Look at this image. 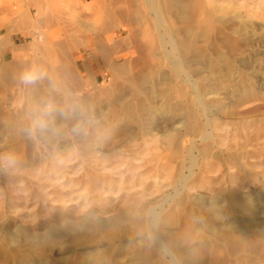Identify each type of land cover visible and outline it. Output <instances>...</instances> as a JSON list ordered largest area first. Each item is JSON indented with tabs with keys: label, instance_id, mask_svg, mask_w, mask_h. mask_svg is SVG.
Instances as JSON below:
<instances>
[{
	"label": "rangeland",
	"instance_id": "1",
	"mask_svg": "<svg viewBox=\"0 0 264 264\" xmlns=\"http://www.w3.org/2000/svg\"><path fill=\"white\" fill-rule=\"evenodd\" d=\"M101 1L102 0H0V104L6 99L5 89L9 86L11 87V85H13L12 82H19L18 79L10 78L13 77V73L11 72L12 68L21 70L22 68L24 69L25 67L32 65H45V61H47L46 66L48 65L47 67L51 68L53 64L56 66V62L53 63L54 58H57L58 60L59 57L63 60L64 58H67V56H65L66 54L62 55L61 53L54 51L55 48L50 50L51 47H55L53 45L54 43L51 44L48 41L44 42L41 38L39 39V32L49 34L54 31L55 27H52L50 25L51 23L48 21L53 19L54 21L55 19L56 21L59 20L60 26H64H61V28L65 31H68L71 29L70 27L74 28L75 26L76 28L79 27V29H81L79 34L85 36V31H88V34L86 35L91 36L89 30L93 29L92 32L94 34L95 26L92 25L94 23L90 22L91 18L85 14L84 10L87 6L98 8V3ZM107 1L109 2V0ZM209 2L206 3V9L207 11L209 10L208 13L211 20H213L212 22H214V28L217 29L218 27V29H221L224 32V40L229 39L231 46L235 48L231 49L225 46L223 44L224 42H222L223 39H219V36H216L217 39L216 37H212V39H214L212 41H215V43L219 42L218 45H221L223 48L222 51L226 53L223 52L224 56L231 55L234 52V55H232L233 59H231L232 56L230 55L228 57L226 56L232 61L235 60L236 64L233 62V69L235 71H232L233 74L230 76L232 77L233 75V78H229V80L226 81L225 88L227 86H230L229 88H231L237 85L243 87L241 88L240 86L241 92H238V94L242 93L240 96L238 94H233V97L230 95L231 97H227L225 100L220 98V101L218 102L221 103L217 106L214 105L211 108L212 118L209 122L210 127H207L208 129H206L207 120L206 114L203 113L204 110L201 107L194 105L196 111H199H197L199 118L197 119L198 122L206 129L205 131L209 133L212 132V135L214 134V138L208 141L210 142L208 144L209 147H212L210 149L215 150L212 151V154L218 157L220 161H217L218 158L216 157L212 158V160L215 159V161L213 160L214 162L217 161L216 163L219 165V168L221 167L220 169L218 168V177L213 178V175L211 174H202L198 167H194V169L192 168L193 170L189 169L191 168V161L189 162L190 158H187V149L188 147L191 148L190 142L192 143V141H196V145L199 146L206 144L205 142L201 143L200 141H197L195 138L198 137L194 138L192 135H188L187 137L185 136L182 138L181 135H183L182 133L184 132L181 131V135H178L177 138L178 140L180 139L179 141L182 140L183 143H180L181 148L184 151L182 150L183 154L181 153L180 158H176V155H173L176 146L169 148L165 142L167 131L170 128L172 129V127H169L171 125L172 115H169L170 117L164 116V119L166 120H164L162 116L159 117L160 119L157 117V119L152 122V125L150 124L152 127L149 125L142 129L137 123L136 125L133 124V126L132 124L129 126L126 125L127 127L125 126L124 128L123 125H120V118L115 119L114 122V119L111 116H108L111 115V109L106 106V101L108 99L105 95L107 91H111L116 87L115 82H118L120 78H111L107 73L106 67L103 64H99V61L94 57L91 51L84 47L80 48V45H77L79 49L76 48V46L74 47L76 50L72 48L73 50L71 49V52L69 53L71 55H69V58L72 57L70 58L71 61L73 57L77 59V65L74 67L75 64L72 62V66L74 67L73 69H77L75 72L79 76V80L81 79L83 81L80 80L81 84L85 82L84 85H86V89H82L85 86L81 85L80 94L82 95L79 94V97H75V99L77 98L76 100L73 99V104H76L78 108L83 105L81 106V108L83 107V110L80 111V108L76 113L78 115L75 114L76 120H79L82 115L91 116L93 118L96 117L94 118L95 123H93L95 128H92L93 126H91L85 139H81L82 135H77L78 138L81 137L80 142H78L79 140L77 137L73 136L74 134H72V132H69L73 126L63 128V134L55 136V142L46 140L48 136L45 137L46 139H39L40 141H37L39 143L37 145L38 147L36 146V148L34 146L31 150V153L34 151L33 154L35 153L37 156L42 152L41 155L43 156L39 155L37 157L39 162L33 159L34 161H37L38 164H36L37 162L32 163L33 160L31 161V158L28 157L27 161H29V163H27L26 160L23 161L24 165L25 161L27 164L24 166L25 169L21 170L19 167L15 168L17 167V164L11 174L14 178H23L24 184L25 181H27L26 183H28V181L29 183L33 182L34 179L36 180V177L41 176L37 174L39 169L42 171V167L44 168V166L47 165L43 170L44 172L49 165L48 163L55 158L53 152L55 149H60L58 148L59 144H62V142L58 140L61 139L62 141H68L71 139L69 143L70 146L73 142L76 146L74 144H72L74 147L69 146V149L67 148L69 152L67 151L66 153H68V155L75 152L80 153V159L69 164L78 170L80 168L82 171L80 170L79 173H83V170L89 173L92 169V171H95L99 176H106L107 183H104V187H102L104 185L103 183L98 184L96 189L94 188V191L90 190V184H77V186H73V188H68L73 191V193L70 191L71 195L69 190L65 189L64 191L67 193H64V195H68L69 199H74V201L72 200V203L70 202L65 205L69 206V208L61 204L54 205V203H51L50 205V203H37L38 201L35 198L31 199V197H27V194H21L20 192L12 194L13 199H15L12 200V204L9 206V197L5 193L8 187L11 188V185L6 186L7 180H5V178L11 174L7 171V164L0 162V264H169L168 259L162 256L160 252L161 243L164 242L163 244L168 247L165 243L166 236H171L173 240H175L173 241L175 247L173 246V249L168 247L169 249L174 252H180L185 255L188 260L190 259V262L188 263L187 261L185 264H264V223L262 222L264 220V65H261L264 64V0H209ZM28 15L33 22H31V24L33 25L35 23L34 26L32 27L31 24V26L19 25V28H16L18 30V32H16L17 34L13 33L12 25L17 24V22ZM38 19H42L40 25H38L40 27L36 26V20ZM82 22H85V28L80 26L84 25ZM216 23H218V25ZM220 23L223 24V27ZM224 23L225 25H228L224 27ZM88 26H92V28H88ZM38 29L42 30L38 31ZM225 30H227L228 33ZM65 31L62 30V39H65ZM229 31L233 33H229ZM233 34L237 36L235 37ZM238 51H241L242 53H239ZM236 52L238 53L237 55H235ZM57 54L61 55L58 57ZM17 58H20L21 61L15 64ZM86 59L88 61H86ZM84 60L85 62H83ZM43 61L44 63L40 64ZM86 62L89 63L87 64ZM4 65L9 66L6 67V69H3ZM86 66H88L90 70ZM78 69L80 70L78 71ZM222 71V73L226 72L224 69H222ZM239 75L242 76L240 77ZM237 78L239 80H237ZM245 79H247L246 82ZM88 81L91 83H88ZM240 81H243L242 83L244 84ZM60 83V80H53L49 89L53 93H56L55 96L57 97L58 102L63 103H61V105H67L65 104L66 95H64V87H62L63 85L61 86ZM38 84H40V82L36 85ZM24 89H26V87H23V90ZM61 89L63 93L61 92ZM83 90H86V94ZM245 90L246 92H243ZM218 91L223 94L226 92L225 90H223V92L222 88H219ZM3 93H5V95ZM99 94L103 95L100 97ZM1 95H4L3 97L5 99ZM16 95L17 93H14L9 99L16 97ZM91 97L94 99H91ZM88 100L90 103H86ZM76 101H81L83 104ZM104 101L105 103H103ZM84 102L86 104H84ZM18 103H21V105L13 103L15 104L14 110L13 105L10 107V111L14 114L13 116H16L19 110H22L29 104V102L27 104L26 101L25 103L24 101ZM16 104L18 105L17 107ZM29 105H32V103ZM84 106L88 109L84 108ZM89 106L92 107L90 108ZM191 107L193 108V106ZM15 108H18L19 110L15 111ZM89 109H91V111ZM106 110L109 112L108 115L106 114ZM99 111L100 113H98ZM0 112L2 113L3 111L0 109ZM1 113L0 116L3 114ZM104 113L107 116H105ZM1 118L2 116L0 117V133L2 134H0V146L4 143L3 139L9 137V133L5 131L6 128H4V126H7V122L3 119L1 120ZM55 121H57L58 124L55 122L57 125L62 127L70 126L69 122L59 121L56 118ZM103 124L105 125L102 126ZM116 127H118V129ZM149 127L155 129L151 130ZM1 129L4 133H2L3 131ZM97 131H99V134ZM169 131L174 135H177L178 133L177 131ZM89 134L93 137L97 135L95 138L98 139L97 141L96 139L93 140V137L91 136V140L94 142L92 144L94 146L96 145L95 147L93 146L95 151L92 153L88 152L89 149L86 147L88 143L87 139L90 138L88 137L90 136ZM69 136L72 138L68 139ZM41 140H43V143ZM47 141L51 142V144L54 143L53 145L57 147L54 148L53 145L49 143L52 149L54 148L53 152L52 150L49 151L51 147L47 144ZM75 142L78 143L76 144ZM81 142H83V144ZM43 147L48 148V150L45 148V151ZM38 148H43L44 150L42 149V151ZM70 148L71 151L72 149L75 150L71 152ZM37 150L40 152H36ZM166 152L168 153L166 154L168 157L165 155ZM3 153L4 150L0 149V157H4ZM197 154L198 152L195 156ZM46 155L49 159H47ZM40 156L44 158H41ZM108 156L110 157L108 158ZM132 157L135 158L133 159ZM96 158L100 160L98 161ZM103 158H107L108 160H103ZM40 161H42L41 164ZM60 163L62 166L63 163ZM60 163L56 161L54 164L59 166ZM29 164L30 166H28ZM69 164L66 166L71 168ZM26 168L29 169L27 171H31V173L27 172ZM98 168L104 173L99 171ZM24 170L26 172H24ZM190 170L191 174H189ZM32 171L34 172L32 173ZM111 172L113 174H111ZM105 173H110L108 174L110 180ZM24 174L26 176H24ZM30 175H33V180L25 178ZM110 175L114 176L111 177ZM186 176L188 177V182H185V180H187ZM201 176H204L203 180H201ZM143 177L145 179H143ZM112 179H114V182ZM108 182L110 183L108 184ZM111 184L113 187L109 188V186H112ZM22 185L23 184H18V187H16L17 183L15 182L12 188L15 187L20 190L23 189ZM86 185L89 188H86ZM99 185L100 188H98ZM103 188L106 191H104ZM91 189L93 188L91 187ZM101 190L105 193L102 194ZM74 191H76V193H74ZM98 191L101 192L99 193ZM238 191L252 204V214L245 216L233 210L232 200ZM18 197L21 200H19ZM213 199H216L218 204L223 206L221 211L223 215L221 217L213 214L212 211L209 210V206L211 205L210 202L213 201ZM178 203H180V205ZM54 206L59 209L62 208L60 210H63L64 214L66 212L69 214H65L63 216L64 219L62 218L61 222L66 218H68L66 220L77 221L80 216L85 213H92L94 217L101 218L104 222L108 219L111 220L113 216L120 213V211H127V209L133 208L132 210L135 214H130L128 217L129 219L127 218L126 220L127 222L123 223L120 227H115L107 222L108 224L106 223L105 226L99 229H85L81 231L61 233L56 241L42 242L45 237L44 235L48 232L49 222H54L53 219L55 217H52L53 212H51L53 211L52 208H55ZM63 206L68 211H66ZM132 206L137 207L134 208ZM141 210L143 211L140 212V216H138V212ZM174 211L176 213L175 215H173ZM141 214L144 216V230H139L136 228L137 226H135L136 219L140 218L142 216ZM53 215L55 216L54 213ZM132 216H135L134 219ZM154 216H156V218ZM170 216L173 219H171ZM56 218L59 220L61 217L57 216ZM186 222L190 223V225H187ZM254 222H260V226L256 230L258 231L257 235L252 233L248 234V232L241 233L255 228V225L253 224ZM187 226L189 233L191 232L189 241H185L183 237ZM19 228L25 229L33 236L36 234L35 237L37 238L33 239L32 244L25 240L24 235L16 236V230ZM150 234L155 237L152 242H149L148 240ZM223 234H231V237L234 236L235 238L234 241H229L228 238H225L224 240L223 238L219 246L220 252L217 255L214 250L213 253H211L212 251H208L212 245L210 243L211 240L213 241L220 238ZM243 235H245V239L238 241L237 239H240Z\"/></svg>",
	"mask_w": 264,
	"mask_h": 264
},
{
	"label": "bare ground",
	"instance_id": "2",
	"mask_svg": "<svg viewBox=\"0 0 264 264\" xmlns=\"http://www.w3.org/2000/svg\"><path fill=\"white\" fill-rule=\"evenodd\" d=\"M208 2H209V0H109V2L107 0H105V1L102 0L100 3L97 2L99 4L98 8H93L91 6H87V7H85V10H84L85 14H87L89 16V18H91L90 22L94 23L92 25L95 26L94 27V29H95L94 34L92 32L93 29L89 30L90 31L89 34H91V36L86 35V34H88L87 33L88 31H85V33H84L85 36L82 34H79L81 29H79V27L76 28L74 26V23H73L74 28L69 26L71 29H69L68 31H65L63 28H61L62 25L60 26L59 20H57L58 22L56 21V19H55V21H54V19L49 20V21L46 20L49 23H51L50 25L52 27H55L54 31L52 33H49V34L39 32L40 33V34H38L39 39L41 38L42 40H44V42L48 41L51 44L54 43L53 45L55 47L52 48L50 46L51 47L50 50L55 48L54 51H57L58 53H61L62 55L66 54L65 56H67V58L66 59L64 58V60H63L61 57H59L61 54L60 55L57 54L59 57V60L57 58H54L53 63L56 62V66H55V64H53L54 66L52 65L53 67L52 66H51V68L49 67L50 69L47 67L48 65L46 66L47 61H45V65L44 64L39 65L40 67H42L46 71L47 77L43 81H40V84H38V85L26 87V89H24V90H23V87H25V86L18 84L19 82L17 83V81L12 82L13 85H11V87L10 86L7 87L5 85L7 87V89H5L6 99L3 97L5 95V93H3L4 95L3 96L1 95V96L5 99V101H3L0 104V109L3 111L2 112L3 114L1 112L0 113L2 114L1 120L3 119L4 121L7 122V124H6L7 126L6 127L4 126V128H6L5 131H7L9 133V137L4 138L5 137L4 136L3 137L4 143L2 144V146H0V149L4 150L3 156H6L8 154L14 155L18 161L17 164L20 165V166L17 165V167H15V168L19 167V169L21 168V170L25 169L24 166L27 165L26 161L28 160L27 159L28 157L31 158V161L34 159V160H37L39 162L37 157L39 155H41L42 152L40 154H38V156H37V154H35V153L33 154L34 151L31 153V150H32V147H34V146L36 147L39 144L38 142L40 141L39 139H41V137L30 138L26 134L25 128L28 125V112H29V109L33 105H35L37 102H39L41 99L47 98V99L53 100L54 102H56L58 104L62 103V102L61 103L58 102V99L55 96L56 93H53L49 89V86H50V84L53 83V80H60L61 81L62 84L60 83V85L61 86L63 85L62 87H64V92H65L64 95H66V103L65 104H71V103L73 104L74 103L73 99H75V97H77L80 94V89L82 87L81 85L85 84V82L83 84H81V82H80L81 79L79 80V78H78L79 76L75 72L77 69L76 68L73 69L77 65V59L73 57V59L71 61L70 58H72V57L69 58V55H71V54H69L71 52V49L76 46V48H78V49H79V47L80 48L84 47L85 49L91 51L93 53L94 57L99 61V64H103L106 67L107 73L109 74V76L111 78L112 77H114V78L116 77L117 79L120 78V80L118 82H115L116 87L114 89H112L111 91H107L106 95L103 92V94L108 99V100L105 99V100H107L106 106L111 109V112H110L111 115H108L109 112L107 110H106L107 111L106 114L108 116H111L114 119V122H115V119L120 118V121L122 122V124L120 122V125H123L124 128L126 125L129 126L130 124H132V126H133V124L136 125V123H137V124H139L138 126L141 127V129H142L145 126H149L150 124L152 125V122L155 119H157V117L159 118L162 116L164 119V116L168 117L169 115H172V118H171L172 121L170 120L171 125L169 126V127H172V129L170 128L169 130L177 131L178 133H177V135H174L172 132H170L168 130L167 134L165 136V138H166L165 142L169 148L172 146H174V147L176 146V148H174L175 152L173 155H176V158H180L181 153L183 154L184 150L181 148V143H180V142H182V140L179 141L180 139L178 140V138H177L178 135H181V133H180L181 131L184 132V133H182L183 135H181L182 138H184L185 136L187 137L188 135H192L194 138L198 137V138H195L197 141H200L201 143L205 142L207 145L204 143L205 145L199 146V145H196V141H192V143L190 142L191 148L188 147V149H187L184 147L185 149H187V155H188L187 158H190L189 162L191 161V164H192V166L190 164L191 168H189V169L193 170L194 167H198V168H200L202 174H206V175L211 174V175H213L212 176L213 178L218 177L217 172H218L219 165H217L216 162L219 161V158L212 154L213 153L212 151L214 149H210L212 147H209V144H208V143H210L208 141H210V140H212V138H214L213 137L214 134L212 135L211 134L212 132L209 133L205 130L210 127L209 122L212 118L211 117L212 116L211 108L214 105L217 106L221 103V102H218V101H220L219 100L220 98L225 100V99H227V97L230 98L233 94L234 95L238 94V92L240 91L241 85H239V86L237 85L238 87L234 86L231 88H229L230 86L229 87L227 86L225 88V84L227 83L226 81H228L229 78L230 79L233 78V75H232V77H230V76H231V74H233L232 71H235L233 69V66L236 63H235V60L232 61V60L227 58L230 55L229 51H228L229 55H226L227 57L224 56L225 52L222 51L223 48L221 47V45H218L219 42L215 43V41H212V40H214V39H212V37L219 36V39L220 38L223 39L222 42H224L223 44L225 46H227L231 49H235V48L233 46H231V42L229 41V39L224 40V32L221 29H218V27H217V29L214 28V26H213L214 22H212L213 20H211L210 15L208 13L209 10L207 11V9H206V3H208ZM36 21H37L36 26L40 27L38 25H40V22L42 21V19L41 20L38 19ZM31 22L32 21L30 20L29 15L24 17L22 20L17 22V24L12 25V32L17 34L16 32H18V30L16 28L19 25L20 26H28V25L31 26L32 25ZM34 24L32 25V27L34 26ZM216 24L218 25V23H216ZM220 24L223 27V24L222 23H220ZM85 25L86 24L80 25V26L84 27ZM227 25H225V23H224V27ZM62 27H64V26H62ZM89 27L92 28V26H88V28ZM39 30L40 29H38V31ZM62 30L65 31V34H64L65 39L61 38L62 37L61 36ZM66 30H67V28H66ZM233 30H234V28H233ZM225 31L227 32V30H225ZM239 32H240V30H239ZM229 33H233V32L229 31ZM233 35L235 36V34H233ZM235 37H233V38H235ZM216 39H217V37H216ZM239 41H238V43H239ZM77 45H80V46L77 47ZM231 49H230V51H231ZM233 53L230 56L234 55ZM239 53H242V52L240 51ZM237 54L238 53L236 52L235 55H237ZM231 59H233V56L231 57ZM20 61H21V59L17 58L15 60V64L20 62ZM86 61H88V60L86 59ZM72 62H73V64H75L74 67L72 66ZM83 62H85V60ZM233 62H234V64H233ZM42 63H44V61L41 62L40 64H42ZM57 65H58V67H57ZM261 65H264V64H261ZM8 66L4 65L3 69H6V67H8ZM86 67H88V66H86ZM22 69L18 70V69L12 68L11 69L12 71L11 70L10 71L13 73V75L12 74H10V75H12L13 77H10V78L18 79V75L22 71ZM88 69H89V67H88ZM222 69H224L226 72L222 73L223 72ZM79 70L80 69H78V71ZM87 72L90 73L89 71H87ZM239 76L241 77L242 75H239ZM247 79H245V82ZM237 80H239V79L237 78ZM88 83H91V82L88 81ZM234 83H233V85H234ZM242 84H244V83H242ZM90 85H92V84H90ZM84 86L85 87H83L82 89H84V88L86 89V85H84ZM54 87H53V90H54ZM90 87H92V86H90ZM219 88H222V91L225 90L226 91L225 94L219 93L220 92V91H218ZM241 88H243V87L241 86ZM65 89H66V91H65ZM95 89H97V88H95ZM109 89H111V88H109ZM246 90L243 92H246ZM58 91H60V90H58ZM83 91L85 92L86 90H83ZM61 92H62V89H61ZM84 92H83V94H84ZM14 93H17L16 97H14V98L12 97V99H9V97L12 96ZM85 94H86V92H85ZM240 94H242V93H240ZM240 94H238V95L240 96ZM80 95H82V94H80ZM99 95H100V97L102 96L101 94H99ZM105 96H104V98H105ZM88 97H90V96H88ZM92 98L93 97H91V99ZM95 98H96V96H95ZM97 99H95V100H97ZM23 101H24V103L26 101L27 104H28V102H29V104L32 103V105H29V104H28V106L25 105L26 107H24L22 110H19L18 109L19 107L15 108L16 109L15 111L19 110V112H17L18 114L16 113L17 114L16 116H13L14 114L10 111V107L13 105V110H14L15 104H13V103H17V104L21 105V103H18V102H23ZM76 102H78V101H76ZM78 103H81V101H79ZM86 103H90L89 100ZM86 103L84 102V104H86ZM103 103H105V101ZM17 104H16V107L18 106ZM81 104H83V103H81ZM194 105H197V107H201L204 110L203 113L206 114V120H207L206 129L198 122V120H197V119H199L198 115H197L198 110L196 111V109H195L196 107ZM22 106H24V105H22ZM81 106H83V105H81ZM81 106H80V108H81ZM103 106H105V105H103ZM191 106H193V108L194 107L195 108L193 109ZM80 108H78V109H80ZM82 108L80 109V111L83 110ZM84 108H86V107L84 106ZM86 109H88V108H86ZM89 110L91 111V109H89ZM95 110H96V108H95ZM103 112H104V110H103ZM92 113H93V111H92ZM98 113H100V111ZM106 114H105V116H107ZM76 115H78V114H76ZM76 115H74L70 118H67V119H64V118L57 116L56 119L59 121H63V122H69L70 126L68 125V126L63 127V128H66V127L73 126L77 122ZM200 115H201V113H200ZM94 118H96V117H94ZM164 120H166V119H164ZM55 122L57 123V121H55ZM109 123H110V121H109ZM168 123H170V122H168ZM104 125L105 124H103L102 126H104ZM110 125H112V124H110ZM151 125H150V127H152ZM203 125H204V123H203ZM92 128H95V126H93ZM97 128H99V127H97ZM116 128L118 129V127H116ZM120 129H121V127H120ZM153 129H155V128H152L151 130H153ZM202 131H203V133H202ZM69 132L71 133V130ZM97 132L99 134V131H97ZM2 133H4V131ZM68 133H67V135H68ZM10 134H11V136H10ZM92 135L88 136L90 138L87 139L88 143L86 146L89 149L88 152H91V153L93 151H95V149H93V148L96 146V145L94 146L92 144V143H94L92 141L95 139H96V141L98 140L97 138H95L97 135L95 137H93ZM100 135H101V132H100ZM100 135H98V136H100ZM73 136L77 137V135H73ZM91 136L93 137V140H91ZM146 136H148V135H146ZM85 137H87V136H82V138L81 137L80 138L85 139ZM65 138H67V137H65ZM69 138H72V137L69 136L68 139ZM80 138H78V140H79L78 142H80ZM44 139H46V138H44ZM73 139H75V138H73ZM46 140H51L52 142L56 141L55 136H48ZM163 140H162V142H163ZM42 141L43 140H41V142ZM58 141L62 142V144H59L60 143L59 142L58 148H60V149H55L54 152H53V149L57 148V147H55L53 145L54 143L51 144V142L47 141L48 142L47 144L50 143L54 147L52 149L51 145L49 144L51 148L48 145V147L50 148L49 151L52 150L55 158L54 159L51 158L52 161L50 163H48L49 165L50 164L51 165L50 166L48 165V167L46 168V170L44 172H43V170L45 169V167L47 165L44 166V168L42 167V169H43L42 171L39 169L37 174L41 175L42 177L41 176L36 177V180L33 178L34 179L33 182L29 183V181H28V183H26L27 181H25V184H24L23 178H21V177L20 178H16V177L14 178L12 176L11 172L13 171V169H15L14 167H9V166L6 167L8 173L11 174L5 178V180H7L6 186L11 185V188L8 187L6 190V193H5L9 197V199H8L9 206H10V204H12L11 203L12 200L15 199V198L13 199L12 194L13 193L16 194L19 192L21 194H23V193L27 194V197H31V199L35 198L38 201L37 203H44V204L50 203V205H51V203H54V205L55 204H61V205L65 206L70 202L72 203V200L74 201V199H69L68 195H66V194L64 195V193H67L64 191L65 189L67 190L68 188H73V186H77V184L80 185V184H84V183L86 184L87 183V184H90L89 186H91L93 188V189H91V187H90V190L94 191L98 184H102V183L104 184L107 181L106 176L101 177L98 174H96L95 171H92V169L90 171L91 173L85 172V170H83V173L80 172L81 173L80 174L79 173V171L81 170L80 168L78 170L74 166L72 167V165L69 164V163H72L73 161L76 162V160L80 159L79 158L80 153L75 152L76 154L73 153L74 155L72 153H71V155H68V153H66L69 149V146H70L69 143H70L71 139L68 140L69 142L66 140L62 141L61 139ZM75 141H77V140H75ZM175 141H176V143H175ZM83 142H81V143L83 144ZM72 144H74V142ZM72 144H71V146H73ZM40 145H42V144H40ZM40 145H39V147H40ZM44 146H46V145H44ZM56 146H57V143H56ZM77 147H78V145H77ZM43 148L45 149L46 147H43ZM38 149H40V148H38ZM42 149H40V150H42ZM46 149L48 150V148H46ZM46 149H45V151H46ZM33 150H34V148H33ZM73 150H75V149H72V151ZM70 151H71V148H70ZM36 152H38V150ZM197 152H198V154L195 156V154ZM157 153H158V151H157ZM166 154H168V153L166 152L165 155ZM51 155L53 156L52 153H51ZM91 155H94V154H91ZM41 156H43V155H41ZM109 157L110 156H108V158ZM213 157L218 158V160L216 159L217 161L214 162L215 159H213L214 160L213 161L212 160ZM41 158H44V157H41ZM47 159H49L48 156H47ZM105 159H107V158H105ZM105 159L103 158V160H105ZM24 160H26L25 165L23 163ZM34 160L32 161V163L37 162ZM96 160L99 161L100 159L96 158ZM139 160H141V159H139ZM173 160H172V162H173ZM44 161H45V159H44ZM44 161H43V163L45 164ZM56 161L59 163L62 162L63 165L61 166V163H60L59 166H56V164H54ZM174 161H176V160H174ZM38 162L36 164H38ZM41 162L42 161H40V164H41ZM27 163H29V161H27ZM67 164H69L71 166V168L69 166H66ZM136 165H137V163H136ZM28 166H30V164ZM38 167L40 168L39 165H38ZM30 168H32V167H30ZM49 168H50V170H49ZM85 168H87V167H85ZM140 169H142V168H140ZM27 170H29V169L26 168V171ZM111 170H109V171H111ZM191 170L189 171L190 172L189 174H191ZM231 170H232V168H231ZM26 171L24 170V172H26ZM99 171H101V170L99 169ZM196 171H198V170H196ZM27 172L31 173V171H27ZM33 172L34 171H32V173ZM134 172H136V171H134ZM18 173H17V175H18ZM102 173H104V172H102ZM116 173H117V171H116ZM108 174H110V173H108ZM108 174L105 173V175H108ZM111 174H113V173L111 172ZM133 174H135V173H133ZM101 175H104V174H101ZM24 176H26V175L24 174ZM110 176L113 177L114 175L113 176L110 175ZM32 177H33V175H30L29 177H25V178H27V179L29 178V180H30V179H32ZM108 177H109V175H108ZM188 177H189V175H188ZM188 177L186 176L187 180H185V182H188ZM203 177L201 176L202 179L201 178L200 179L203 180ZM14 179H16V180H14ZM143 179H145V178L143 177ZM109 180H110V177H109ZM112 180L114 182V179H112ZM112 180H111V182H112ZM156 180H157V178H156ZM15 182L17 183L16 187H18V184H20V185L23 184L22 185L23 189L19 190L18 188H15V187L12 188V186L15 184ZM211 182H213V181H211ZM109 183L110 182H108V184ZM83 186H85V185H83ZM104 186H105V184L102 187H104ZM111 187H113V185L109 186V188H111ZM86 188H89V187L87 186ZM98 188H100V185ZM105 189H106V187H105ZM103 190H104V188H103ZM103 190H101L102 192L101 191H98V192L99 193L101 192L103 194V193H105L104 191H106V190H104V191ZM70 191H71V193H73L72 190H69V193H70ZM76 191H74V193H76ZM107 191H109V190H107ZM71 193H70V195H71ZM90 193H92V192H90ZM13 196H16V195H13ZM21 197H22V195H21ZM86 199H87V197H86ZM19 200H21V199L19 198ZM22 200H23V198H22ZM232 201H233L232 202V208L235 212H238V213L245 215V216L253 213L252 204L250 202H248L245 199L244 195L242 193H240L239 191L235 194ZM178 204L180 205V203H178ZM210 204L211 205L209 206V210H211L213 214H216L217 216L221 217L223 215L221 212L223 206L219 205L218 201H216V199L215 200L213 199V201H211ZM37 205H40V204H37ZM65 207L69 208V206H65ZM65 207H64V209H65ZM132 207L135 208L137 206H132ZM52 209H53V211H51V212H53L55 214V216H54L52 213V217L56 218L58 216L61 218H59V220L57 218L56 219L54 218L53 219L54 222H49L48 232L46 235H44L45 237H44V240H42V242L56 241L59 238L61 233H68L70 231H81V230H85V229H99V228L105 226L107 222L110 223V225H113L115 227H120L121 225H123V223L127 222L126 220L129 217V215L130 214L133 215V213H134L132 210L133 208L127 209V211L126 210H124L122 212L120 211V213H117L115 216H113V218L111 220L108 219L106 222L102 221L103 219L101 220V218L99 219V218L94 217V215L92 213H85L82 216H80V218L77 221L66 220V219H68V218H66L63 222H61V219L63 218V216L65 214H68V213L66 212L64 214V211L60 210L62 208L59 209V208L55 207ZM45 211H47V210H45ZM66 211H68V210H66ZM142 211L143 210L138 212V216H140V212H142ZM184 213H186V212H184ZM175 214L176 213L174 211L173 215H175ZM141 215L143 216V214H141ZM169 215H171V214H169ZM66 217H68V216H66ZM132 217L134 219L135 216H132ZM141 217L136 219L137 221L135 223V226H137L136 228H138L139 230H144V221H143L144 216L142 218ZM154 217L156 218V216H154ZM130 218H131V216H130ZM152 218H153V216H152ZM171 219H173V218L171 217ZM131 220H132V218H131ZM59 221H60V224H59ZM156 221H157V219H156ZM191 221H192V219H191ZM262 222L264 223V220ZM186 223H187V225H190V223H188V222H186ZM253 224L255 225L254 226L255 228H253L249 231H243L241 233H247L248 232V234L252 233L254 235H257L258 231H256V230L259 228L260 222H254ZM19 235H24L25 240L28 243L31 242V244H32L33 239L37 238V237H35L36 234L33 236L30 232H27L25 229H22V228H19L18 230H16V236H19ZM245 235H247V234H245ZM245 235H243L240 239H237V240L238 241L244 240ZM190 236H191V232L189 233L188 226H187L185 229V232H184V236H183L184 240L189 241ZM223 238H224V240H225V238L226 239L228 238L229 241H231V240L234 241V239H235L234 236L231 237V234H223L222 237L217 238L213 241L211 240L210 243L212 245L210 244L211 247L208 249V251H212L211 253H213V250H214V252L217 255L220 252L219 246H220L221 240ZM38 239H39V237H38ZM173 241H175V240H173V238L171 236L165 237V243L171 249H173V246H174ZM160 243H161V241H160ZM171 252L173 253V255L175 257V263L176 264H185V262H187V261H188V263L190 262V259L188 260V258L185 255L181 254L180 252L179 253L174 252L173 250H171ZM212 257H215V256H212Z\"/></svg>",
	"mask_w": 264,
	"mask_h": 264
},
{
	"label": "clouds",
	"instance_id": "3",
	"mask_svg": "<svg viewBox=\"0 0 264 264\" xmlns=\"http://www.w3.org/2000/svg\"><path fill=\"white\" fill-rule=\"evenodd\" d=\"M47 77L46 71L37 65L25 67L18 75V81L25 87L36 85ZM78 111L75 104L61 105L51 99H41L33 105L28 112V125L25 128L26 134L30 138L47 136H60L63 134V127L55 123L57 116L67 119L74 116ZM95 123L94 118L87 115L77 120L73 125L71 132L74 135L87 136L91 126ZM0 162L6 163L9 167H15L18 163L14 155L8 154L0 157ZM155 237L150 234L149 242L154 241ZM162 256L168 259L169 264H175V257L170 249L163 243L160 245Z\"/></svg>",
	"mask_w": 264,
	"mask_h": 264
}]
</instances>
